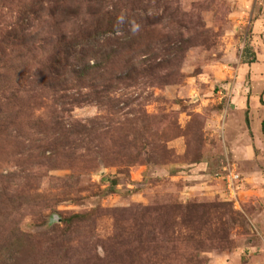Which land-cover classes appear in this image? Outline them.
Listing matches in <instances>:
<instances>
[{"label": "rangeland", "instance_id": "374dc122", "mask_svg": "<svg viewBox=\"0 0 264 264\" xmlns=\"http://www.w3.org/2000/svg\"><path fill=\"white\" fill-rule=\"evenodd\" d=\"M263 119L264 0H0V264H264Z\"/></svg>", "mask_w": 264, "mask_h": 264}, {"label": "built area", "instance_id": "2783aa9c", "mask_svg": "<svg viewBox=\"0 0 264 264\" xmlns=\"http://www.w3.org/2000/svg\"><path fill=\"white\" fill-rule=\"evenodd\" d=\"M236 178L237 176L236 175L234 176L232 173H229L228 175H226V186L228 189L231 188L230 186L232 184V181Z\"/></svg>", "mask_w": 264, "mask_h": 264}, {"label": "trees", "instance_id": "16d2710c", "mask_svg": "<svg viewBox=\"0 0 264 264\" xmlns=\"http://www.w3.org/2000/svg\"><path fill=\"white\" fill-rule=\"evenodd\" d=\"M64 65H66L65 63H64V61H62L61 63H59L58 64V68L56 69V71H55V75L57 76L60 72H62L63 71V68H64ZM61 83H64V81L62 82H60V84ZM264 125V119L262 120V122H261V126H263Z\"/></svg>", "mask_w": 264, "mask_h": 264}]
</instances>
